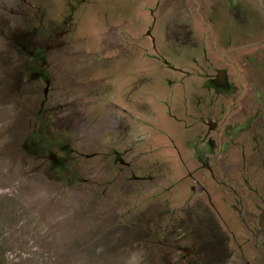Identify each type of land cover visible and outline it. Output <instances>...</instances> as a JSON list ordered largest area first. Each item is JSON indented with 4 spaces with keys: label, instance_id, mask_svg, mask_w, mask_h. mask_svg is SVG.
Returning a JSON list of instances; mask_svg holds the SVG:
<instances>
[{
    "label": "rangeland",
    "instance_id": "obj_1",
    "mask_svg": "<svg viewBox=\"0 0 264 264\" xmlns=\"http://www.w3.org/2000/svg\"><path fill=\"white\" fill-rule=\"evenodd\" d=\"M240 34L264 39V0H0V264L212 260L184 175L207 188L235 144L247 73L208 75Z\"/></svg>",
    "mask_w": 264,
    "mask_h": 264
},
{
    "label": "flooded vegetation",
    "instance_id": "obj_2",
    "mask_svg": "<svg viewBox=\"0 0 264 264\" xmlns=\"http://www.w3.org/2000/svg\"><path fill=\"white\" fill-rule=\"evenodd\" d=\"M243 36H239L241 40L234 52L237 56L232 67L226 52L220 57L226 60L225 63L222 61L223 67L216 68L213 77L208 75L213 85L224 88L234 78L231 73L238 77L239 71L247 73L238 88L237 101L241 106V115L237 117L239 125L235 144L230 145L225 154L219 153L220 162L217 160L208 168L207 165H200L207 188L199 186L197 180H201L194 173L186 172L184 175V197L196 194L197 189L204 192L205 204L197 208L206 215L209 225H219L221 229L220 246L212 253V260H206L205 264H264V52L261 53L259 47L264 39H254L248 44L242 41ZM166 66L175 70L168 62ZM254 74L258 80L252 79ZM203 123L209 133L220 129L212 119ZM205 163L208 164V160ZM186 205L184 200L174 208L185 211L189 209ZM175 226L179 225L172 223L169 227L174 229ZM193 231L202 234L199 228ZM187 236L189 234L184 231L179 238L182 246L189 249L188 245H184ZM217 237L216 233L209 232L208 242Z\"/></svg>",
    "mask_w": 264,
    "mask_h": 264
}]
</instances>
